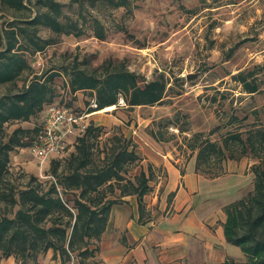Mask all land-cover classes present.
<instances>
[{"label":"trees","instance_id":"16d2710c","mask_svg":"<svg viewBox=\"0 0 264 264\" xmlns=\"http://www.w3.org/2000/svg\"><path fill=\"white\" fill-rule=\"evenodd\" d=\"M135 1L76 0V16L71 17L58 0H0V85L5 86L0 94V259L12 256L19 264H43L39 256L50 250L47 264H67L74 257L80 264L93 263L110 208L125 195L137 196L139 220H144L149 174L143 169L131 173L141 156L131 139L120 132L102 141L103 127L89 122L74 138L69 153L50 159L54 177L50 182L34 174L13 176L10 166L11 151L29 146L40 129L39 122L32 127L17 124L41 115L54 103V78L61 73L67 76L70 92L91 94L95 105L89 112L118 105L120 97L128 107L163 102L170 88L164 75L140 83L139 74L122 60L109 58L92 66L86 58L75 59L47 74L34 75L27 58L63 34L81 36L90 29L95 37L105 39L97 12L130 10ZM43 29L50 35L42 36ZM236 78L245 91L257 90L243 75ZM171 123L181 132L186 130L184 125ZM11 124L17 126L9 132ZM242 132L230 131L220 143L194 133L188 146L197 150L196 169L211 160L222 163L225 158H237L236 148L240 156L256 158L251 165L252 190L222 207L224 238L240 248L244 260L227 257L222 264H264V128L251 127L244 136ZM149 133L155 139L163 138L152 129Z\"/></svg>","mask_w":264,"mask_h":264},{"label":"rangeland","instance_id":"374dc122","mask_svg":"<svg viewBox=\"0 0 264 264\" xmlns=\"http://www.w3.org/2000/svg\"><path fill=\"white\" fill-rule=\"evenodd\" d=\"M58 1L65 4L68 16H76V0ZM97 14L106 32L105 39L95 37L90 29L81 36L63 34L54 44L28 54L27 58L34 75L47 74L84 58L92 66L109 58L122 60L129 70L139 74L140 83L164 75L170 88L163 102L128 107L120 97L118 105L92 111L87 118V124L93 122L103 127L102 141L120 132L134 143L141 159L131 173L143 169L150 178V190L143 196L146 218L151 215L153 206L147 205L154 196L157 176L165 174L163 165L155 164L148 156L161 158L163 152L169 151L171 158L179 156L180 161L193 159L195 163L197 150L188 146L194 133L220 143L230 131H243L244 136V131L251 127L264 128V0H137L130 10H99ZM40 33L50 35L46 29ZM188 74L192 75L189 79ZM238 74L253 81L257 90L245 91L236 78ZM66 83L65 74L55 76L56 94L54 103L49 105L58 104L61 99L60 103L78 112L88 111L93 104L91 94L82 90L70 92ZM4 90L5 86L0 85V94ZM43 113L17 125L32 127L41 122ZM171 121L184 125L186 130L179 131ZM17 125L7 126L8 131ZM151 129L163 138L152 137ZM75 137H71V143ZM71 143L64 152L72 150ZM233 152L237 158L228 157L222 163L211 160L212 164H200L195 170L214 178L244 166L245 195L253 188L251 165L256 158L249 154L240 156L239 148ZM49 164L50 159L41 165L40 171L28 146L10 153L13 176L34 174L43 182H50L54 177ZM240 251L238 258L243 257L238 260L243 261ZM39 259L47 264L50 251ZM0 264L19 263L9 256L1 258Z\"/></svg>","mask_w":264,"mask_h":264},{"label":"crops","instance_id":"0c3cea01","mask_svg":"<svg viewBox=\"0 0 264 264\" xmlns=\"http://www.w3.org/2000/svg\"><path fill=\"white\" fill-rule=\"evenodd\" d=\"M168 154L148 156L165 169L147 205L153 206L151 215L140 221L137 196H122L111 206L94 262L88 264H222L227 257H243L224 238L222 207L242 196L244 166L207 178L196 172L193 159ZM67 264L80 263L74 257Z\"/></svg>","mask_w":264,"mask_h":264},{"label":"built area","instance_id":"2783aa9c","mask_svg":"<svg viewBox=\"0 0 264 264\" xmlns=\"http://www.w3.org/2000/svg\"><path fill=\"white\" fill-rule=\"evenodd\" d=\"M91 113L78 112L65 104H53L45 108L37 136L28 146L40 171L44 162L64 153L67 145L71 143V137L84 132Z\"/></svg>","mask_w":264,"mask_h":264},{"label":"bare ground","instance_id":"6f19581e","mask_svg":"<svg viewBox=\"0 0 264 264\" xmlns=\"http://www.w3.org/2000/svg\"><path fill=\"white\" fill-rule=\"evenodd\" d=\"M112 107H113V105H110V106H106L105 108L109 109V108H112Z\"/></svg>","mask_w":264,"mask_h":264},{"label":"water","instance_id":"95a60500","mask_svg":"<svg viewBox=\"0 0 264 264\" xmlns=\"http://www.w3.org/2000/svg\"><path fill=\"white\" fill-rule=\"evenodd\" d=\"M186 77H187V79H189V78H191V77H192V75L188 74Z\"/></svg>","mask_w":264,"mask_h":264}]
</instances>
